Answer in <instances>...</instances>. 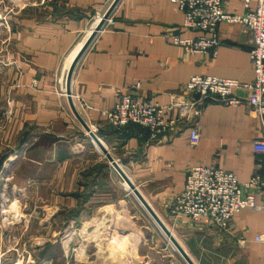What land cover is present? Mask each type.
<instances>
[{
    "label": "crops",
    "instance_id": "crops-1",
    "mask_svg": "<svg viewBox=\"0 0 264 264\" xmlns=\"http://www.w3.org/2000/svg\"><path fill=\"white\" fill-rule=\"evenodd\" d=\"M114 1L25 0L7 41L0 37V264H54L57 254L66 264L69 256L76 264H128L114 257V233L100 230L111 224L104 214L116 201V173L74 116L62 83L72 54ZM224 8L246 13L240 1H226ZM183 22L170 0H121L75 71L73 101L194 264H264V245L255 242L264 231L262 211L242 210L224 231L176 217L171 210L192 167L232 172L240 183L262 170L258 147L264 127L248 104L207 105L198 120L197 145L190 143V125L155 140L143 128L115 129L101 114L127 95L161 106L184 101L189 97L185 85L197 75L253 81V40L247 29L221 23L216 56L189 55L173 43L174 37H192L184 33ZM236 95L249 97L245 90ZM256 203L261 204L259 196ZM38 207L45 213L39 222L44 229L28 232L26 258L14 260L21 248L9 246L11 235L37 219ZM91 209L98 214H84ZM8 220L18 223L10 227ZM58 223L67 225L64 233L52 230ZM158 240L148 237L140 264H188L175 247L177 253Z\"/></svg>",
    "mask_w": 264,
    "mask_h": 264
},
{
    "label": "built area",
    "instance_id": "built-area-1",
    "mask_svg": "<svg viewBox=\"0 0 264 264\" xmlns=\"http://www.w3.org/2000/svg\"><path fill=\"white\" fill-rule=\"evenodd\" d=\"M184 15L182 29L192 37H174L173 43L189 55L214 57L221 45L218 26L221 23L239 25L247 29L253 40L250 58L254 67L251 83L222 79L213 76H193L185 88L189 97L167 106L151 102H139L124 96L110 110L101 114L115 129L127 131L139 127L149 131L152 139L173 133L180 125H190V143L200 141L198 120L203 109L214 103L223 105L248 104L260 117L264 127V0H170ZM226 1H240L246 11L243 15L228 13ZM255 7L251 8V3ZM249 93L247 100L239 98L236 91ZM86 109H91L82 103ZM5 118L9 116L5 114ZM258 149L263 151L262 170L246 183H240L232 172L195 166L189 169L184 189L171 204L174 216L205 226L229 230L234 218L242 210L251 208L264 214V141ZM256 196L261 204L256 203ZM256 243L264 245V231L255 237Z\"/></svg>",
    "mask_w": 264,
    "mask_h": 264
},
{
    "label": "rangeland",
    "instance_id": "rangeland-1",
    "mask_svg": "<svg viewBox=\"0 0 264 264\" xmlns=\"http://www.w3.org/2000/svg\"><path fill=\"white\" fill-rule=\"evenodd\" d=\"M24 3L25 0H0V37H5L6 41L10 31L12 30L13 19L15 17L14 15L19 10L20 7L19 5H22ZM62 83L64 87L66 84V78L63 79ZM72 96L74 99L75 96L74 95ZM90 128L92 129V131H94V129L91 126ZM97 151L101 153L100 150ZM102 157L106 162H108L107 158L103 154ZM102 169H103L102 167H100V169L98 168V170H102ZM26 171H28V169ZM114 172L116 173L115 174L116 184H115V188L113 189V198H116L114 199L116 201H114V205H112L104 214V216L107 215L111 218V224L101 225L100 230L103 232L107 231L109 233L110 232L114 233L115 240L112 239L111 241L112 245L110 247L115 248V250L112 251H114V253L116 252L115 254L116 256L114 257H116L117 262L120 263L125 260L127 261L128 264H140L142 262V258H143L142 256L146 255L148 252L146 241L148 237H150L153 234L155 237L159 239L158 240L159 246L160 245L164 246V244H166L174 252L175 251L174 246L170 242L168 237L164 234V232L160 229L158 224L154 221L151 215L140 203V201L135 196V194L125 187L124 184L125 181L121 178L118 172L115 171V169ZM134 185L139 190V187L136 184ZM41 194L42 193H40V195ZM38 195L35 196L36 199L39 198ZM40 203L41 202L38 201V204ZM12 211H14V208ZM54 211H57V209L54 208ZM73 211H74L73 214L76 213L78 214L79 209H73ZM56 213L59 212L57 211ZM84 214H86L87 216H96V214H98V210L91 209L89 210V212L86 211ZM44 215H45L44 210L38 207L34 215L36 216L37 219H33L34 222H30L28 224L24 222L23 224L19 225V227L20 226L22 227L18 228L17 231L16 230L13 231V235H11L12 242L9 243L10 244L9 246L14 250L21 248L20 250H18L19 251L18 255L17 253H15L14 254L15 257L14 256L12 257L14 260H19V259L23 260L24 258H26L27 253L24 251V246L25 245L28 246V232L36 231V230L40 232L41 230L44 229L43 226H39V222L41 219L44 218ZM27 219L28 218L23 220H27ZM16 222H13V225H11L12 221L8 220L7 222H5V225H10V227L16 226ZM165 225L168 226L167 224ZM66 226L67 225H62L58 223L57 225L52 227V230L59 234L60 232L64 233L62 230H64ZM73 226L75 227L78 225L76 224L72 225V228ZM62 227L63 229L61 230ZM167 228L169 229V227ZM72 230L73 229H71V231ZM22 232L24 233V236L22 239L18 240V238H21ZM175 253L177 252L175 251ZM73 259H75V256L73 257L69 256V264H76ZM53 260H54V264H66V260L62 256H60V254L54 255ZM129 260L131 261V263L128 262Z\"/></svg>",
    "mask_w": 264,
    "mask_h": 264
},
{
    "label": "water",
    "instance_id": "water-1",
    "mask_svg": "<svg viewBox=\"0 0 264 264\" xmlns=\"http://www.w3.org/2000/svg\"><path fill=\"white\" fill-rule=\"evenodd\" d=\"M121 0H115L114 3L111 5L107 13L103 16V18L100 20L97 27L92 31L91 35L81 48V50L78 52V54L75 56L74 60L72 61L69 71L67 73L66 77V95L69 100L70 107L72 109V112L76 119L79 121V123L82 125V127L85 129V131L90 135L96 146L100 149L101 153L107 158L109 163L112 165V167L118 172V174L121 176V178L125 181V183L129 186L130 190L135 194V196L138 198L140 203L144 206V208L147 210V212L151 215V217L154 219V221L158 224L160 229L164 232V234L168 237L170 242L173 244V246L176 248V250L181 254V256L184 258V260L188 264H194L193 261L190 259L188 254L184 251V249L180 246L178 241L174 238L172 232L167 228V226L164 224V222L160 219V217L157 215V213L154 211L152 206L148 203V201L144 198L142 193L138 190V188L134 185L132 180L126 175L124 170L121 168V166L118 164L117 161L111 156L109 151L106 149V147L103 145L101 140L97 137V135L91 130L88 123L83 119V117L80 115L78 110L76 109L75 103L73 101L72 96V80L73 76L75 74V71L83 58L84 54L87 52V50L90 48L91 44L93 43L94 39L96 38L97 34L102 30L104 25L106 24L107 20L110 18L111 14L113 13L114 9L118 5V3Z\"/></svg>",
    "mask_w": 264,
    "mask_h": 264
},
{
    "label": "bare ground",
    "instance_id": "bare-ground-1",
    "mask_svg": "<svg viewBox=\"0 0 264 264\" xmlns=\"http://www.w3.org/2000/svg\"><path fill=\"white\" fill-rule=\"evenodd\" d=\"M99 24V23H98ZM97 27V23L95 24V26H94V28H93V30L95 29ZM92 33V32H91ZM91 34H89L88 35V37L90 36ZM81 47H82V45H80L76 50H75V52L72 54V56H71V58H70V60H69V62H68V65H67V71H66V76H67V72L69 71V68H70V65H71V63H72V61H73V59L75 58V56L77 55V53H78V51L81 49ZM64 91H65V87H64ZM66 92V91H65ZM92 130V129H91ZM98 148V147H97ZM99 149V148H98ZM100 150V149H99ZM125 184V187L128 189V190H130V188H129V186L126 184V183H124ZM131 191V190H130Z\"/></svg>",
    "mask_w": 264,
    "mask_h": 264
}]
</instances>
